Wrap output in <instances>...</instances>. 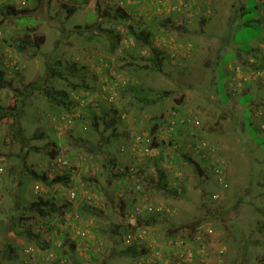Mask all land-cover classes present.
<instances>
[{"label":"clouds","instance_id":"obj_1","mask_svg":"<svg viewBox=\"0 0 264 264\" xmlns=\"http://www.w3.org/2000/svg\"><path fill=\"white\" fill-rule=\"evenodd\" d=\"M0 264H264V0H0Z\"/></svg>","mask_w":264,"mask_h":264}]
</instances>
